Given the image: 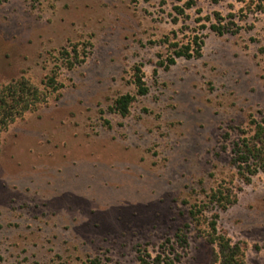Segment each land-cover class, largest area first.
Masks as SVG:
<instances>
[{"label":"rangeland","instance_id":"rangeland-1","mask_svg":"<svg viewBox=\"0 0 264 264\" xmlns=\"http://www.w3.org/2000/svg\"><path fill=\"white\" fill-rule=\"evenodd\" d=\"M249 3L0 4V84L42 87L52 72L62 84L0 136V264H137L165 244L179 264H212L213 215L247 264H264V173L244 184L231 163L234 143L264 119V12ZM194 40L199 58L168 65ZM62 48L83 62L67 70ZM124 94L134 101L121 116L113 106ZM216 189L235 203L193 222L190 209Z\"/></svg>","mask_w":264,"mask_h":264},{"label":"trees","instance_id":"trees-1","mask_svg":"<svg viewBox=\"0 0 264 264\" xmlns=\"http://www.w3.org/2000/svg\"><path fill=\"white\" fill-rule=\"evenodd\" d=\"M8 0H0V4L6 3ZM246 2V0H239ZM249 4H254L257 11L264 12V0H249ZM194 1L185 3L186 8H190ZM183 10H180L182 12ZM218 34L223 31L220 27L212 26ZM177 46V45H176ZM73 52V53H72ZM59 55L65 60V68L73 69L76 65L83 62L75 50L68 51L62 48ZM201 56V42L196 40L193 43L182 45L173 51V57L168 61V65H173L176 58H199ZM133 83L137 88V94L144 96L147 88L143 82L140 69L136 67L133 77ZM41 86L30 83L24 77L13 79L5 84H0V136L1 134L16 120L22 118L27 112L38 110L45 105L53 93L58 92L62 88L56 73L52 72L45 76L41 82ZM134 101V97L130 94L119 96L114 101L113 110L121 116H126L129 108ZM252 135H244L234 143L231 160L232 165L241 176L244 184H249L251 177L259 172L264 173V119L261 122L252 121ZM235 203V196L230 197V192L226 189H216L210 192L207 197V204L200 206L199 209L192 207L189 211V217L193 222L200 224L202 213L212 207H216L221 211ZM217 215H213V220L209 223L207 234V242L212 246V264H247L244 258L243 249L238 244H232L227 236L216 228ZM188 228V226H186ZM177 242L181 247L187 245L186 235L182 230L175 235ZM170 243L167 240V244ZM174 244L167 246L166 244L154 257L150 255H138L137 264H179V255L175 253ZM60 264H66L64 262ZM74 264V263H72ZM81 264H108L99 257H87Z\"/></svg>","mask_w":264,"mask_h":264}]
</instances>
